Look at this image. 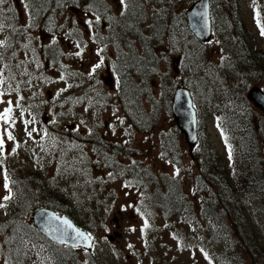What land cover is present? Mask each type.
Here are the masks:
<instances>
[{"label": "rangeland", "instance_id": "obj_1", "mask_svg": "<svg viewBox=\"0 0 264 264\" xmlns=\"http://www.w3.org/2000/svg\"><path fill=\"white\" fill-rule=\"evenodd\" d=\"M12 1L13 6L2 0L0 8L16 7L22 15L21 1ZM216 1L226 12H221L218 30L205 45L206 56L201 54L200 61L194 60L199 51L192 45L191 54L183 57L185 72L182 74L175 62L181 57L166 58L165 64V52H158V75L151 80L148 92L159 97L163 87L169 85L164 75L170 70V80H179L175 87L185 86L187 82L202 120L201 139L197 141L215 149L220 164L229 166L216 124V111L210 110L209 105L210 101L222 100L218 97L220 89L232 80L231 64L227 63L221 47L223 32L227 29L230 32L226 16L231 14V20L234 18L229 6L224 7L220 0ZM98 4L106 5L109 16L97 17L95 13L87 14L82 10L74 12L82 15L77 21L84 32V43L68 42L66 37L64 42L59 41V47L68 55L63 70L43 69L42 58L33 49L39 43H48L51 36L39 32L31 41L23 40L17 61L12 60V65L5 71L0 66V114L5 108H11L7 122L0 119V140H3L0 148V204L4 205L0 207V264H36L40 256L33 253L22 257L14 253L12 244H6L5 240L9 200L5 201L3 197L11 193L10 187H4L5 176L9 183V176L13 181L23 173H35L37 182L43 183L34 187V190L42 187L37 195L40 206L45 200L43 187L49 184L51 193L61 199L66 208L74 209L71 212L74 220L91 229L94 246L89 251L74 249L79 261L92 258L88 256L91 254L97 264H223L219 254L225 250V242L208 240L200 216L194 220L196 208L192 216L184 217L165 218L159 211L141 212L142 191L152 194L157 184L164 185L163 177L174 179L178 176L183 193L197 207L202 196L196 184L201 178L196 153L200 145L192 149L188 147L184 136L171 128V122L174 123L171 112H166L162 104L155 115L154 98L149 102L138 101L139 110L151 113V125L144 131L130 130L119 103L118 76L123 79V87L132 88L141 83L142 76L151 75L143 72L141 76L134 66L117 70L115 54L118 48L114 44L120 50L125 48H121L114 37L116 30L111 27V22L121 16L124 7L120 0H98ZM171 4L170 10L184 15L191 3L171 0ZM235 4L249 31V43L264 50V38L259 35L255 18L258 9L264 17L263 0H237ZM135 6L132 3V9ZM153 6L159 16L160 8ZM182 35L185 37L184 33ZM182 35L179 32L175 36ZM101 59L103 63L93 71V66ZM251 87H260L264 91V80L252 81L247 91ZM250 105L254 109L264 168V112L252 102ZM146 113L137 119L140 129L145 124ZM90 135L93 138H87ZM97 140L99 145H104L102 151L91 144ZM116 160L124 166V171L117 169ZM147 172L149 177L146 179ZM153 179H157V184ZM251 207L257 208L258 203L254 201ZM255 217L257 214L246 222ZM259 228L264 239L262 223ZM243 260L249 264L250 257L244 255ZM256 260L264 264L259 258Z\"/></svg>", "mask_w": 264, "mask_h": 264}, {"label": "trees", "instance_id": "obj_2", "mask_svg": "<svg viewBox=\"0 0 264 264\" xmlns=\"http://www.w3.org/2000/svg\"><path fill=\"white\" fill-rule=\"evenodd\" d=\"M5 1L6 5H14L12 0ZM20 1L23 6L24 14L22 15L16 7L3 6L0 8V41L4 42L0 45V66L4 71L12 65V60L17 61L23 40L31 41L32 36L39 33L51 36L48 43L44 45L39 43L33 49V52L42 58L43 69L57 72L63 70L68 55L59 47V41L62 42L66 37L68 42L76 40L79 44L84 43V32L77 21V18L81 19L82 15L74 12L82 10L87 14L95 13L97 17L109 16L106 5L98 4V0ZM186 1L193 3L196 0ZM236 1H219L224 7L231 8L234 18L231 20V14L226 16L230 32L228 29L223 32V46L221 47V51L227 57V63L231 64L232 80L220 89L218 97L222 100L210 101L209 105L210 110L216 111V124L221 133L229 166L220 164L219 155L215 149L207 148L203 142L197 141L196 145H200L196 153L200 162L201 178H198L196 184L202 195L197 207H194L183 193L178 176L174 179L163 177L161 180L165 183L160 186L157 184V179H153V182L157 184L153 193L148 194L147 191H142L140 203L142 214L159 211L165 218L192 216L196 208L197 214L194 220L197 221L200 216L204 222L203 231L208 240L225 242V250L219 254V256L222 255L223 264H246L243 260L244 255L250 257L249 264H262L256 258L264 262V239L261 237L259 228L261 223L264 226V168L260 159L254 109L247 97V86L257 79L264 80V50L249 43V31L240 19ZM125 3L126 7L123 5L124 12L121 16H118L115 22L110 21L111 27L116 30L114 37L119 46L125 48L120 50L118 45L114 44L118 48L115 54V66L117 70L119 67L126 69L134 66L139 69L141 76L143 72L144 74L148 72L151 76H142L140 84L127 88L123 87V79L117 74L118 97L121 101H119L121 109L131 126L130 130L144 131L151 125L149 118L151 113L139 110L138 101L144 99L149 102L154 98L155 115L160 111L161 104L166 112L169 110L171 112L169 99L171 101L175 86L179 82L177 79L173 82L170 80L169 76L172 74L170 70L164 75L169 85L162 86L164 89L159 97L155 98L152 93L148 92L152 85L151 80L158 75L156 72L160 63L157 53L165 52V64L166 58L181 57L175 62L178 65L176 68H179V72L182 73L185 72L183 60L185 54L190 55V49L197 48L199 52L194 60L200 61L201 54L206 56L205 45L208 42L202 43L196 39L187 27L184 15L170 10L171 0H125ZM132 3L136 4L134 9H132ZM153 4L160 8L159 16H156ZM221 12L226 11L216 0H210L212 33L218 30ZM110 15L112 17V14ZM255 18L259 35L264 38V35H261L264 17L261 12H256ZM179 32L181 35L184 33L185 37L184 35L176 37L175 35ZM183 48L186 50H182ZM185 84V86L189 85L187 82ZM194 106L196 108L195 103ZM31 108H34V105H31ZM145 113L147 118L144 119L145 124L140 129L137 119ZM156 119L157 117L152 127L155 126ZM201 126L202 120L198 116V140L201 139ZM171 128L177 131L173 122H171ZM87 138H93V136L90 135ZM98 142V140L92 141L91 144L98 151H102L104 145H99ZM229 153H231V158ZM116 165L119 171H124V166L120 165L117 160ZM16 177L17 179L12 181L9 176L8 184L11 191V198L7 204L9 223L5 225V230L8 229L5 237L6 244H12L14 253L22 257L39 253L36 264H97L94 255L91 254L88 256L92 258L79 261L74 249L50 242L28 223L27 214L36 206H40L37 195L42 187L40 186L38 190H34V187L43 185V183L37 182L35 173H23ZM148 177L147 172L144 178ZM43 188V196H45V200H42L43 206L64 213L74 220L71 213L74 209L66 208L61 203V199L51 193L49 184H45ZM254 201L258 203L257 208L251 207ZM256 214L257 217L246 222ZM76 223L90 232L91 229L86 225Z\"/></svg>", "mask_w": 264, "mask_h": 264}, {"label": "water", "instance_id": "obj_3", "mask_svg": "<svg viewBox=\"0 0 264 264\" xmlns=\"http://www.w3.org/2000/svg\"><path fill=\"white\" fill-rule=\"evenodd\" d=\"M184 15L186 25L193 36L203 43L208 42L212 35L210 0L194 1L185 10ZM247 97L264 112V91L260 87L248 89ZM171 115L188 147L192 149L197 143L198 115L189 88L185 86L175 88L171 98ZM29 220L37 231L54 244L84 250L91 248L89 234L66 215L39 206L31 211Z\"/></svg>", "mask_w": 264, "mask_h": 264}, {"label": "snow or ice", "instance_id": "obj_4", "mask_svg": "<svg viewBox=\"0 0 264 264\" xmlns=\"http://www.w3.org/2000/svg\"><path fill=\"white\" fill-rule=\"evenodd\" d=\"M0 2H2V0H0ZM121 4L124 5L126 7V3H125V0H120ZM258 25H259V22H258ZM261 35H264V26H261ZM4 42L3 41H0V45H2ZM77 55H79V53H77ZM103 63V60L101 59V62L98 63V64H95L93 66V71H95L97 68H99L101 66V64ZM91 74V73H90ZM11 112V108H5L4 109V112L2 114H0V119H3L5 120V122H7L8 120V114ZM33 131H35V129H33ZM9 139H11V134L9 133ZM29 136H31V132L28 133ZM3 147V140H0V148ZM229 157L231 158V153H229ZM4 187L5 189H8V183H7V176H5V184H4ZM9 193H10V189H9ZM11 198V194L7 195V196H4L3 199L6 201V200H9ZM0 207H4L3 204H0ZM65 223H67L65 221Z\"/></svg>", "mask_w": 264, "mask_h": 264}]
</instances>
